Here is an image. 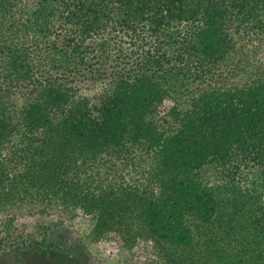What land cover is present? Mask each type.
Returning <instances> with one entry per match:
<instances>
[{
  "label": "trees",
  "instance_id": "16d2710c",
  "mask_svg": "<svg viewBox=\"0 0 264 264\" xmlns=\"http://www.w3.org/2000/svg\"><path fill=\"white\" fill-rule=\"evenodd\" d=\"M259 54L264 0H0V264H264Z\"/></svg>",
  "mask_w": 264,
  "mask_h": 264
},
{
  "label": "rangeland",
  "instance_id": "374dc122",
  "mask_svg": "<svg viewBox=\"0 0 264 264\" xmlns=\"http://www.w3.org/2000/svg\"><path fill=\"white\" fill-rule=\"evenodd\" d=\"M251 57L252 56H250V58ZM251 62H255V63H252L253 66L247 67L246 72L241 71V73L237 75L233 81H231V84H229V86L230 85L236 86V85L244 84L250 79L249 78L250 75L252 76L251 78H256L258 74L262 73V67L264 66V55L263 54L257 55L256 59L254 60L253 58ZM261 64H262V67L261 66L259 67V65ZM229 69H232V68L229 67ZM229 69L227 72L230 73ZM226 75L227 73L224 74L222 80L225 79ZM18 225H21V224H18ZM100 248H101V253L99 255L93 253V255L99 262H102L103 264H124L125 262H127L128 259H131L129 254L125 253L124 251L120 250L117 247H114L113 245L107 242L103 243ZM138 258L136 259V261H139V262L147 261V260L138 259Z\"/></svg>",
  "mask_w": 264,
  "mask_h": 264
}]
</instances>
